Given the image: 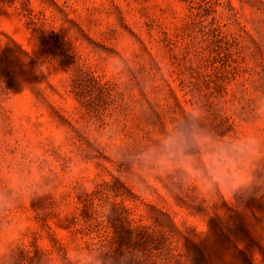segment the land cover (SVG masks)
Returning a JSON list of instances; mask_svg holds the SVG:
<instances>
[{"label": "rangeland", "instance_id": "1", "mask_svg": "<svg viewBox=\"0 0 264 264\" xmlns=\"http://www.w3.org/2000/svg\"><path fill=\"white\" fill-rule=\"evenodd\" d=\"M192 113L250 184L137 159ZM0 193V264H264V0H0Z\"/></svg>", "mask_w": 264, "mask_h": 264}, {"label": "clouds", "instance_id": "2", "mask_svg": "<svg viewBox=\"0 0 264 264\" xmlns=\"http://www.w3.org/2000/svg\"><path fill=\"white\" fill-rule=\"evenodd\" d=\"M256 150L257 141L254 137H215L199 126L196 114L192 113L187 122L172 125L158 145L147 149L137 159L142 164L165 169L189 168L186 182L198 180L210 194L226 189L233 195L252 181L251 157ZM197 151L202 153L199 164L191 155ZM242 165L243 171L240 172L238 169ZM11 206L9 197L0 193V211H8ZM107 211L108 209H105L106 213ZM107 252V247H93L90 250L76 248L69 251L68 258L72 264H112L106 257ZM136 255L143 259L140 254ZM120 264H128L127 258H122Z\"/></svg>", "mask_w": 264, "mask_h": 264}]
</instances>
